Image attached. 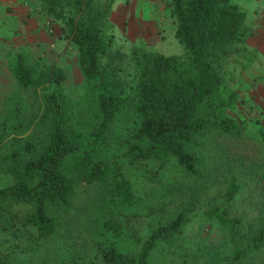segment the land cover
Masks as SVG:
<instances>
[{
    "label": "rangeland",
    "instance_id": "374dc122",
    "mask_svg": "<svg viewBox=\"0 0 264 264\" xmlns=\"http://www.w3.org/2000/svg\"><path fill=\"white\" fill-rule=\"evenodd\" d=\"M95 1L103 5L110 0ZM113 1L102 25L110 40L103 60L121 81H133V47L167 55L185 54L184 45L175 37L177 22L169 8L164 9V14L168 12L171 20L164 26L165 36L160 38L153 30L147 34L150 22L143 25L142 31H131L122 19L125 15L117 9L121 0L115 6L118 15L111 14ZM234 2L244 11V24L250 34L245 49L234 51L222 62L221 74L226 85L229 90L237 88L238 94L220 113L244 121L251 128L245 139L213 145L207 153V169L200 178L186 176L181 169L168 166L157 176L147 177L141 186L146 171L124 156L134 128L133 114L125 109L106 139L96 143L108 160L104 178L76 188L77 197L58 214L54 234L39 237L35 230H26L17 237L0 233V247L12 254L11 264H101L98 244L113 243L134 253L150 229L181 211L186 215L181 231L159 241L149 264H236L232 260L235 250L245 246L264 224V145L257 133L264 130V37L259 45L251 42L255 27L264 28V0ZM61 25L46 14L40 0H0V123L7 132L0 143V187L13 182L24 161L42 147L47 126L42 96L53 88L23 87L13 72L18 53H23L29 62L62 67L66 78L61 88L70 102L77 139L82 149L90 147L91 132L99 121L98 92L84 79L77 46L64 36ZM244 82L250 83L242 87ZM81 162L79 156L68 157L67 172L75 174ZM121 177L134 185L140 202L130 205L121 200L115 188ZM232 178L241 185L236 198L225 208L230 219L242 220L234 228L222 224L213 213L224 201ZM109 217L124 221L128 229L123 235L116 236L107 228L105 221ZM245 259V264L262 262L261 258Z\"/></svg>",
    "mask_w": 264,
    "mask_h": 264
},
{
    "label": "trees",
    "instance_id": "16d2710c",
    "mask_svg": "<svg viewBox=\"0 0 264 264\" xmlns=\"http://www.w3.org/2000/svg\"><path fill=\"white\" fill-rule=\"evenodd\" d=\"M40 1L46 14L61 22L64 36L77 46L81 73L98 92L99 121L91 132L90 147L82 149L70 102L61 88L66 78L62 67L29 62L23 53L17 54L13 72L23 87L53 88L42 96L47 118L42 147L24 161L13 182L0 187V233L17 237L26 230H35L39 237L54 234L58 214L77 197L76 188L104 178L108 160L96 143L106 139L127 108L133 114L134 128L124 156L146 171L141 186L147 177L157 176L168 166L200 178L207 169V153L213 145L218 141H242L250 132L244 121L220 113L238 94L237 88L233 91L227 87L221 74L222 62L234 51L244 50L250 34L244 24L245 13L234 0H165L177 22L175 37L184 45L185 54L167 55L133 47L136 67L133 81L128 84L106 68L103 60L110 40L102 25L113 0L103 5L95 0ZM250 82H244L242 87ZM257 133L264 145V130ZM6 135V127L0 123V143ZM81 151L83 155H78ZM72 156H79L82 162L70 175L65 164ZM133 186L121 177L115 187L121 200L130 205L141 201ZM240 186L232 178L224 201L213 210L218 220L231 228L242 220L230 219L225 208L236 198ZM185 220V212L181 211L150 229L134 253L113 243L98 244L101 264H149L159 241L180 232ZM105 224L116 236L128 229L117 217H109ZM232 258L236 264H245V258H261L264 264V224L245 246L235 250ZM11 262L12 254L0 247V264Z\"/></svg>",
    "mask_w": 264,
    "mask_h": 264
},
{
    "label": "crops",
    "instance_id": "0c3cea01",
    "mask_svg": "<svg viewBox=\"0 0 264 264\" xmlns=\"http://www.w3.org/2000/svg\"><path fill=\"white\" fill-rule=\"evenodd\" d=\"M118 1L119 0L113 1L111 14L118 15V11L123 13L125 16H123L122 19H125L127 21V23L129 24V29L131 31L135 30L134 28H136V30L140 29L142 31L143 25L147 22H150V26L147 25V27H146L147 28V34L150 33L151 30H153L152 33H154V31H156L157 35L160 34V38H163L165 36L164 35V32H165L164 26H166L167 21L171 20L170 18L167 17V16H170L168 12L166 14H164V11H165L164 9H168L165 6V3H166L165 0H130L129 2H126V0H121L120 1L121 3L119 2V5H117L118 11L116 12L115 6L118 3ZM172 18L174 20V17H172ZM151 25L153 26V29H152ZM145 26H146V24H145ZM157 26H159L161 29ZM149 27H151V29H148ZM262 32H264V28L263 29H258V28L256 29V27H255L254 34L251 37L252 38L251 42L253 44L259 45V44L263 43L262 40H263L264 34ZM260 33H262V34H260ZM136 34H138V33H136ZM144 34H145V32H143V35ZM253 38H254V40H253Z\"/></svg>",
    "mask_w": 264,
    "mask_h": 264
}]
</instances>
